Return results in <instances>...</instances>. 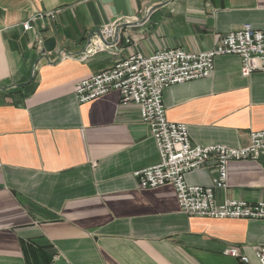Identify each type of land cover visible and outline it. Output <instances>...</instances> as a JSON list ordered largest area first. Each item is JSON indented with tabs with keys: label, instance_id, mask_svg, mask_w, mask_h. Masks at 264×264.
<instances>
[{
	"label": "crops",
	"instance_id": "1",
	"mask_svg": "<svg viewBox=\"0 0 264 264\" xmlns=\"http://www.w3.org/2000/svg\"><path fill=\"white\" fill-rule=\"evenodd\" d=\"M113 21L110 46L88 54ZM246 23L264 29V0H0V264H242L224 253L232 246L259 264L264 219L188 216L172 184L140 188L133 172L159 156L138 107L115 90L74 96L76 82L135 52L208 50ZM163 102L193 144L242 146L264 130V71L242 76L238 55L217 56L211 75L170 85ZM227 174L218 202L264 201V154L231 160Z\"/></svg>",
	"mask_w": 264,
	"mask_h": 264
},
{
	"label": "built area",
	"instance_id": "2",
	"mask_svg": "<svg viewBox=\"0 0 264 264\" xmlns=\"http://www.w3.org/2000/svg\"><path fill=\"white\" fill-rule=\"evenodd\" d=\"M48 14L53 16L52 12ZM41 16H30L22 23L23 28L33 29L35 20ZM117 27V21L106 24L100 30L99 44L95 43L87 53L106 50L110 46L106 44L108 38L115 37ZM231 54L240 57L242 76L264 71V29L243 24L221 34L213 48L199 52L179 47L162 48L150 55L135 52L76 82L74 96L77 102L83 103L115 90L119 93L121 105L135 104L138 107L140 122L149 128L159 156L155 164L133 172L140 188L172 184L180 211L188 216L264 219V201L226 199L218 202L215 198L216 189L227 187V166L231 160H258L264 154V130H251L248 143L238 147L193 144L188 125L169 120L163 102L167 87L208 77L214 70L215 58ZM67 55L61 51L57 59L46 60L56 62ZM85 55L86 52L81 58ZM203 167L215 171L211 182L207 185L188 183L186 175ZM224 253L238 258L242 264H249L248 255L238 247H228ZM254 255L259 264H264V245L255 247Z\"/></svg>",
	"mask_w": 264,
	"mask_h": 264
},
{
	"label": "water",
	"instance_id": "3",
	"mask_svg": "<svg viewBox=\"0 0 264 264\" xmlns=\"http://www.w3.org/2000/svg\"><path fill=\"white\" fill-rule=\"evenodd\" d=\"M44 47L45 48L42 51L43 52L42 56H45L46 57V55L44 53L45 50H52L54 48V44H51L50 41L48 39H46V40H44Z\"/></svg>",
	"mask_w": 264,
	"mask_h": 264
}]
</instances>
